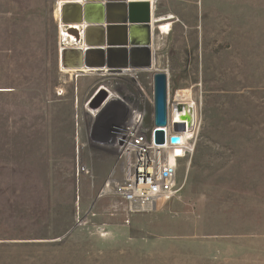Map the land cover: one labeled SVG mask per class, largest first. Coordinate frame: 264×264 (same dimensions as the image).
Returning a JSON list of instances; mask_svg holds the SVG:
<instances>
[{
	"label": "rangeland",
	"instance_id": "1",
	"mask_svg": "<svg viewBox=\"0 0 264 264\" xmlns=\"http://www.w3.org/2000/svg\"><path fill=\"white\" fill-rule=\"evenodd\" d=\"M57 1L0 0V264H264V0H160L153 69L79 75ZM156 72L170 103L191 90L195 145L177 194L126 223L98 190L112 129L153 125Z\"/></svg>",
	"mask_w": 264,
	"mask_h": 264
},
{
	"label": "built area",
	"instance_id": "2",
	"mask_svg": "<svg viewBox=\"0 0 264 264\" xmlns=\"http://www.w3.org/2000/svg\"><path fill=\"white\" fill-rule=\"evenodd\" d=\"M159 1H147L150 14L156 12ZM188 110L183 99L173 96L170 103L167 97L164 126L152 125L146 130L142 127L144 113L136 112L128 124L112 129L114 146L118 150V171L112 169L108 173L98 190V197H116L123 208L126 223L133 214L156 211L179 191L180 163L192 154L197 131V121H193L192 111ZM173 112L184 117L183 128L173 127ZM156 130L162 131L160 142L156 140ZM80 168L86 173L85 168Z\"/></svg>",
	"mask_w": 264,
	"mask_h": 264
},
{
	"label": "water",
	"instance_id": "3",
	"mask_svg": "<svg viewBox=\"0 0 264 264\" xmlns=\"http://www.w3.org/2000/svg\"><path fill=\"white\" fill-rule=\"evenodd\" d=\"M65 2L62 8V21L64 23H82L86 27L83 30L87 49H67L75 51V60L64 67H116L126 65L148 66L150 63L149 44L151 42V14L147 1L124 0H82V8L78 2L70 0ZM81 4V3H80ZM121 6L120 13L115 18V13H109L110 7ZM73 11V16L65 15L67 9ZM96 8V17L88 15V11ZM115 23L103 28L104 23ZM92 24V25H90ZM100 24V25H99ZM97 30L98 37L92 39L88 31ZM117 29L116 31H114ZM90 35V34H89ZM63 49V52L67 51ZM166 75L156 72L153 75V125L161 127L166 124ZM156 140H162V131L156 130ZM175 140V138H173Z\"/></svg>",
	"mask_w": 264,
	"mask_h": 264
},
{
	"label": "bare ground",
	"instance_id": "4",
	"mask_svg": "<svg viewBox=\"0 0 264 264\" xmlns=\"http://www.w3.org/2000/svg\"><path fill=\"white\" fill-rule=\"evenodd\" d=\"M78 2V6L82 8V5L84 4V2L82 0H73ZM146 1V0H144ZM148 1V0H147ZM65 2H71L70 0H58L57 1V13H58V32H59V40H60V45H59V67H60V71L64 72V73H68V74H81V73H86V72H100L101 74H114V73H125V74H129L131 73L133 70H150L151 68H154L153 65V54H152V29L154 27V23L158 22V21H162L165 20L167 18H171L173 17L172 15L169 14V16L166 17H162V16H156L155 12L151 13V22H150V35H151V42L148 46L149 51H150V63L148 66H133L131 65L129 62L126 65L123 66H116V67H100V68H92V67H85V66H81V67H64L63 64H70V61L75 60V51H68L67 49H72L74 50L76 49H80L82 52L87 49V45L85 43V35L83 30L85 29L84 27H86V24L84 21H82V23H64L61 19L62 17V8ZM81 3V4H80ZM120 8L121 6H115V7H110L109 13H115L114 16L115 18H117V16H119L120 13ZM67 13L65 15H69V16H73V11L75 10V8L73 10L71 9H67ZM88 15L94 16L96 17L97 15V10L96 8H92L90 11H88ZM111 24H115L113 22L111 23H104L102 25L103 28L106 27L107 25H111ZM92 25V24H90ZM100 25V24H99ZM114 31H116L117 33V29H115ZM88 36H90L92 39L97 38L98 37V32L95 29H92L91 31H88ZM90 34V35H89ZM64 50H67L65 52H63ZM101 90L103 91H107V93H109V96L105 102V104L111 99V98H115L117 96H115L116 94L111 90V88L109 87H105V86H100ZM168 97L167 95V87H166V98ZM174 98L178 99L181 98L183 99V103H185V106H187V108H189V110L192 111V118L193 121H196V102L195 100L192 98V92L190 89H178L175 91L174 93ZM105 104L102 105L99 109L93 108V109H89V114L91 116H95L97 113H100V111L105 107ZM188 110V111H189ZM171 119H173V127L175 129L177 128H183V123L185 121L184 117L182 116V114H180L179 112H173V114L171 115Z\"/></svg>",
	"mask_w": 264,
	"mask_h": 264
}]
</instances>
